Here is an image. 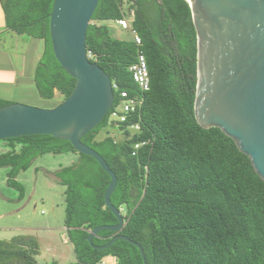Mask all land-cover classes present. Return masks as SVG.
Segmentation results:
<instances>
[{
    "label": "trees",
    "instance_id": "1",
    "mask_svg": "<svg viewBox=\"0 0 264 264\" xmlns=\"http://www.w3.org/2000/svg\"><path fill=\"white\" fill-rule=\"evenodd\" d=\"M54 2L0 0L9 30L44 40L34 74L40 97L55 101L59 93L63 101L73 92L76 79L53 51ZM124 18L131 19L142 46L132 38L113 35L109 22ZM86 44L90 60L118 86L115 104L122 91L143 101L127 122H111L108 114L82 137L116 173L118 184L111 201L125 219L121 231L101 230L93 244L103 246L118 234L126 235L143 247L147 264H264V179L233 138L218 127L204 128L195 115L198 38L190 3L100 0ZM140 49L150 71L147 91L137 86L129 71ZM14 102L0 98V107ZM135 124L140 128L132 129ZM0 142L8 148L0 153V168L10 167L8 183L21 191L17 177L38 156L78 155L55 174L66 188L65 226L76 256L69 264H95L108 256L115 264H144L139 248L130 242L118 239L100 249L88 241L97 226L119 222L105 200L111 177L94 157L52 135ZM41 254V243L33 234L0 240V264H42Z\"/></svg>",
    "mask_w": 264,
    "mask_h": 264
},
{
    "label": "water",
    "instance_id": "2",
    "mask_svg": "<svg viewBox=\"0 0 264 264\" xmlns=\"http://www.w3.org/2000/svg\"><path fill=\"white\" fill-rule=\"evenodd\" d=\"M100 0H55L50 14L54 54L76 79L71 95L55 107L22 102L0 107V141L25 135H52L69 140L79 152L94 157L111 177L107 206L117 216L114 225L94 228L88 241L107 249L118 239L136 245L147 264L143 247L118 234L95 246L101 230L119 232L122 211L111 201L118 184L107 160L82 141L99 125L115 103L110 75L90 60L87 31ZM198 38V82L195 115L204 128L218 127L233 138L264 179V0H187Z\"/></svg>",
    "mask_w": 264,
    "mask_h": 264
},
{
    "label": "rangeland",
    "instance_id": "3",
    "mask_svg": "<svg viewBox=\"0 0 264 264\" xmlns=\"http://www.w3.org/2000/svg\"><path fill=\"white\" fill-rule=\"evenodd\" d=\"M112 32L115 37L132 38L131 33L124 30L115 22L110 21ZM23 39L26 36L21 37ZM7 37L6 48L11 52L14 62L12 66L16 71H20L22 64V56L19 51L21 47L16 46V50H12V43L15 44L14 39ZM12 42V43H11ZM11 47V48H10ZM19 48V49H18ZM9 62L7 61V66ZM11 66V67H12ZM13 69V68H12ZM62 98L59 93L54 100L33 99L32 106L37 107H51L53 104L61 103ZM6 144L0 142V151L4 149ZM2 153V152H1ZM78 155L76 153H47L38 156L31 168L22 171L17 180L23 186L21 191L17 187H13L8 183V173L10 168H0V208L1 213H6L10 209L12 212L0 218V225L18 224V226L26 227L27 223H34L42 225L45 220L50 218L55 225L61 226V230H41L39 236H44L41 239L42 255L39 260L42 264L51 263L54 260L59 264H69L76 261L73 245L68 242L65 243L63 236H67L64 229L66 217V202H65V186L56 181L54 175L49 174L47 170L54 171L72 164ZM60 167V168H59ZM2 193V194H1ZM24 193V197H22ZM55 202V204H54ZM24 231V230H21ZM46 232V233H45ZM56 232V234H55ZM15 230L0 229V240H11ZM45 234H47L45 236ZM52 234V236H50ZM58 234V235H57ZM38 236V235H37ZM108 261H115L112 256L107 257Z\"/></svg>",
    "mask_w": 264,
    "mask_h": 264
},
{
    "label": "crops",
    "instance_id": "4",
    "mask_svg": "<svg viewBox=\"0 0 264 264\" xmlns=\"http://www.w3.org/2000/svg\"><path fill=\"white\" fill-rule=\"evenodd\" d=\"M8 36L12 38L11 40L14 39L15 41V44L11 42L12 50L15 51L16 46L20 47L23 46L21 45V43L24 44V46L20 48L21 51H19L20 55L22 56V64L19 72L16 71L15 67L12 66V63L14 62V58L12 57L11 52H8V49L6 48ZM21 37L23 36L18 35L17 33L8 29L7 21H6V13L0 3V98L6 100H14L16 102H22L25 104H32L33 99L41 98L34 81V74L38 63L43 56L45 43L43 39H38V38L23 39ZM20 41L22 42L20 43ZM7 61L9 62L8 66H7ZM45 108H50V107H45ZM7 150L8 148L5 147L4 149H1L0 153L5 152ZM57 170L54 171L47 170V172L51 175L53 174L54 175L53 178L59 182L58 178L55 175ZM1 209L2 208H0V218L12 212V209H10L6 213H1ZM0 229L15 230V233L12 234L13 235L12 238L21 234H33L39 239L41 243V239L42 237H44V236L41 237L39 236L41 230L49 229V231H53V230L59 231L62 228L61 226L55 225V223L50 218H48L47 220H45V222L42 225L29 223V222L27 223L26 227L18 226V224H8V225L6 224V225H0ZM64 229L67 232L66 226H64ZM46 235L47 234H45V236ZM50 236H52V234H50ZM63 240L65 243L70 242L68 238V234L67 236L66 235L63 236Z\"/></svg>",
    "mask_w": 264,
    "mask_h": 264
},
{
    "label": "built area",
    "instance_id": "5",
    "mask_svg": "<svg viewBox=\"0 0 264 264\" xmlns=\"http://www.w3.org/2000/svg\"><path fill=\"white\" fill-rule=\"evenodd\" d=\"M117 25L122 26L124 29H129V32L132 35V39L139 45L142 46L143 42L138 32L132 27V21L130 18L120 19L115 22ZM90 53L88 56L90 57ZM133 79L137 86L142 91H147L151 87V78L150 71L147 62L146 55L143 49H140L137 55L136 62L132 64L129 68ZM113 87L118 89V86L113 83ZM116 98V97H115ZM143 101L140 100L137 96H132L127 91H122L119 96V100L117 104L114 103L111 111L109 112L110 120L114 123L127 122L129 120V115L131 113L137 112L142 106ZM132 129H139V124H135L131 126ZM138 148L139 145H136ZM95 264H115V261H108L107 258L98 261Z\"/></svg>",
    "mask_w": 264,
    "mask_h": 264
}]
</instances>
